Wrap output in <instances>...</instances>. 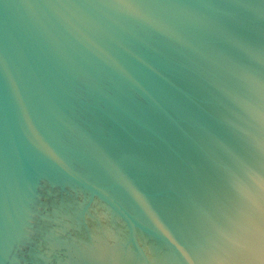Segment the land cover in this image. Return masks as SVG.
Wrapping results in <instances>:
<instances>
[{
  "label": "water",
  "instance_id": "1",
  "mask_svg": "<svg viewBox=\"0 0 264 264\" xmlns=\"http://www.w3.org/2000/svg\"><path fill=\"white\" fill-rule=\"evenodd\" d=\"M0 264H264V0H0Z\"/></svg>",
  "mask_w": 264,
  "mask_h": 264
}]
</instances>
